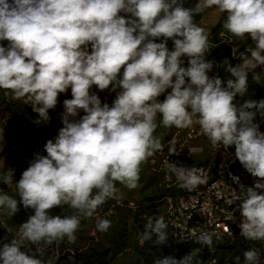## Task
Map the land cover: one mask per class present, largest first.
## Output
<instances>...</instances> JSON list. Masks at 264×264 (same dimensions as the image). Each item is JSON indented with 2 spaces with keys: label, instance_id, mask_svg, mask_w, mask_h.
Instances as JSON below:
<instances>
[{
  "label": "clouds",
  "instance_id": "obj_1",
  "mask_svg": "<svg viewBox=\"0 0 264 264\" xmlns=\"http://www.w3.org/2000/svg\"><path fill=\"white\" fill-rule=\"evenodd\" d=\"M212 5L225 14L229 33L254 42L239 54V63L224 60L230 74L225 80L208 75L213 68L205 59L208 35L194 22L195 12ZM0 40L9 42L0 46V89L30 105L38 114L34 123L47 124L58 95L71 90V98L63 100L62 127L43 145L46 155L34 153L16 182L19 203L34 214L19 226V237L0 247V264H45L21 245L76 239L80 216L47 210L67 205L92 216L118 192L117 182L137 187L141 164L165 147L153 135L158 113L165 126L198 123L213 146L234 147L243 168L264 178V132L253 122L257 114L264 117V98L239 106L233 102L247 93L249 73L256 82L264 77V0H198L196 8L183 7L182 0H0ZM93 85L116 93L111 105L101 103ZM80 110L84 115L75 119ZM175 152L168 148L169 154ZM165 164L181 187L191 190L205 182L196 167ZM232 179L238 183V177ZM11 180L10 169L6 182ZM239 187V193L231 189L229 203L240 201V235L264 240V179ZM17 205L16 198L0 191V208L14 214ZM110 224L97 218L101 231ZM166 227L163 216H149L141 243L153 236L154 244L166 242ZM198 240L212 245L208 232ZM260 255L256 248L245 250L244 264H260ZM234 259L239 264L240 257ZM193 260L190 252L179 260L156 258L153 264Z\"/></svg>",
  "mask_w": 264,
  "mask_h": 264
},
{
  "label": "rangeland",
  "instance_id": "obj_2",
  "mask_svg": "<svg viewBox=\"0 0 264 264\" xmlns=\"http://www.w3.org/2000/svg\"><path fill=\"white\" fill-rule=\"evenodd\" d=\"M197 3L198 0H182V6L185 8H196ZM119 15L129 14L121 12ZM224 18L225 14L216 10L214 5L194 14V22L205 29L208 35L210 47L205 53V59L213 62V68L208 75L219 76L222 80L230 76L225 71L224 60L227 59L230 64L235 65L240 62L241 52L247 47H254L250 37L238 38L229 33L223 26ZM167 47L169 49L173 47L170 39L167 41ZM89 51H91L90 46ZM183 59L187 66V58ZM255 71L260 72L261 67L258 66ZM5 91L7 90L0 89V191L17 199L18 210L11 214L8 209L0 208V247L19 237V226L34 214V209L25 208L19 203L16 182L34 158V153L46 155L43 145L47 140L53 139L58 129L62 127L60 114L63 112V100L71 98L70 88L60 93L56 106L48 110L49 122L38 125L34 123L38 114L32 111L31 106L23 104L21 100L13 99L11 95H5ZM91 91L96 92L102 104L111 105L116 95L108 89L99 90L95 85ZM166 92L157 99L162 101ZM262 98H264V77L260 82H256L249 73L247 93L244 96L238 95L233 102L239 106L247 99L258 101ZM82 115H84L83 110H80L75 119H79ZM155 122L157 127L153 135L160 137L162 143L172 133L180 134L187 130L200 132V135L185 147L183 164L186 163L187 167L210 162L212 167L209 176L211 174L213 177L217 165L220 164L222 172L219 176L222 179L231 178L232 181L233 176L238 177V183H235L237 187L240 185L250 187L257 180L264 179L252 176L243 168L234 155V147L225 149L213 146L209 138L201 132L198 123L187 128L165 126L159 113ZM253 122L258 124L259 131L264 132V117L257 114ZM10 169L12 180L6 182V171ZM164 173L171 176L167 169L164 171L159 169L151 156L140 166L137 187L128 188L117 182L118 192L113 197L106 198L92 216H83L79 210L67 205L55 206L47 210L50 215L80 216V224L75 232L76 239L69 241L65 237L53 240L51 243L41 240L38 244L25 241V244L21 245V251L44 260L45 264H153L156 258L172 256L179 260L190 252L194 257L193 264H237L234 259L236 256L240 257L239 264H244L243 252L249 248H256L261 254L260 264H264V240H248L242 237L239 228L241 217L230 225V233L226 238L213 241L211 246L201 247L196 243L178 244L169 234L166 242L162 244H154V236L141 243L148 217L166 215V213L162 214L165 209L163 198L176 196L175 200H177L181 196L179 189L174 191L165 187ZM204 192L210 194L211 191ZM116 200H119V204ZM98 217L111 221L107 230L101 231L96 227ZM166 231L169 232L168 227ZM37 248L40 252H37Z\"/></svg>",
  "mask_w": 264,
  "mask_h": 264
},
{
  "label": "built area",
  "instance_id": "obj_3",
  "mask_svg": "<svg viewBox=\"0 0 264 264\" xmlns=\"http://www.w3.org/2000/svg\"><path fill=\"white\" fill-rule=\"evenodd\" d=\"M199 135L200 132H194L193 130L180 134L172 133L163 142L165 145L163 152L157 151L152 156L153 161L163 171L167 169L166 160L183 166L185 147ZM170 147L176 149L174 154L168 153ZM210 167H212L210 162L196 166L201 170L205 182L191 190L181 187L175 174L170 173L171 176H169L164 173L163 175L165 187L174 191L178 189L181 191V196L177 200H175L176 196L163 198L165 209L162 213H166L163 218L169 228V236L174 238L178 244L196 243L201 247H205L206 245L198 240L201 232L210 233L212 242L226 238L230 233V225L234 220L241 217L238 207L240 201L237 200L234 204L229 203L231 189L239 193L240 187L233 189L231 178L222 179L219 176L222 172L220 164L217 165L213 177L211 174L209 176ZM206 190L211 191L210 194H206L204 192ZM116 202L119 204V200H116Z\"/></svg>",
  "mask_w": 264,
  "mask_h": 264
},
{
  "label": "water",
  "instance_id": "obj_4",
  "mask_svg": "<svg viewBox=\"0 0 264 264\" xmlns=\"http://www.w3.org/2000/svg\"><path fill=\"white\" fill-rule=\"evenodd\" d=\"M8 44H9V42L7 40H0V46L7 47Z\"/></svg>",
  "mask_w": 264,
  "mask_h": 264
},
{
  "label": "bare ground",
  "instance_id": "obj_5",
  "mask_svg": "<svg viewBox=\"0 0 264 264\" xmlns=\"http://www.w3.org/2000/svg\"><path fill=\"white\" fill-rule=\"evenodd\" d=\"M187 131H188V130H187ZM185 132H186V131H185ZM183 133H184V132H183ZM168 136H170V134H169ZM168 136H167V137H168ZM167 137H166V138H167ZM149 166H150V165H149ZM183 166H186V163H184ZM186 167H187V166H186ZM232 183H233V182H232ZM235 188H237V184L233 183V189H235ZM235 202H236V201H234L233 204H234Z\"/></svg>",
  "mask_w": 264,
  "mask_h": 264
},
{
  "label": "crops",
  "instance_id": "obj_6",
  "mask_svg": "<svg viewBox=\"0 0 264 264\" xmlns=\"http://www.w3.org/2000/svg\"><path fill=\"white\" fill-rule=\"evenodd\" d=\"M166 139V138H165Z\"/></svg>",
  "mask_w": 264,
  "mask_h": 264
}]
</instances>
